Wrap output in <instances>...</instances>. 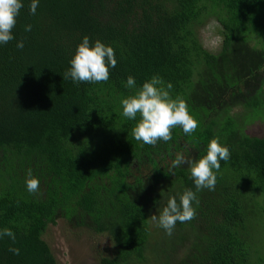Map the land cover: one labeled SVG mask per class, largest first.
<instances>
[{"label": "trees", "instance_id": "trees-1", "mask_svg": "<svg viewBox=\"0 0 264 264\" xmlns=\"http://www.w3.org/2000/svg\"><path fill=\"white\" fill-rule=\"evenodd\" d=\"M29 3L0 46V229L16 236L0 239V264H58L44 236L59 220L111 241L99 264H264L254 242L264 231V135L231 115L241 108L247 124L264 113V0H39L35 15ZM209 22L217 53L199 35ZM85 35L114 49L107 81L63 79ZM129 75L136 88L153 76L171 84L195 132L136 141V121L121 115L135 92ZM213 138L230 152L214 190L196 192L194 218L172 235L156 223L153 232L152 213L196 191L189 166L170 171L169 160L199 159ZM29 170L39 195L25 188Z\"/></svg>", "mask_w": 264, "mask_h": 264}, {"label": "clouds", "instance_id": "clouds-1", "mask_svg": "<svg viewBox=\"0 0 264 264\" xmlns=\"http://www.w3.org/2000/svg\"><path fill=\"white\" fill-rule=\"evenodd\" d=\"M38 5L39 0H30L29 14L35 15ZM23 7L24 0H0V46L15 39L13 29ZM31 28L30 24L25 25L24 31L29 32ZM15 46L22 49L23 40H17ZM116 64L115 52L110 45L100 40L90 42L89 37L85 35L76 46L69 60L70 67L64 72L63 79H70L74 84L104 82L109 79V70L115 68ZM125 86L135 89V92L121 99V115L127 120L136 121L131 130L136 141L154 146L158 142L171 140L173 128L179 127L189 136L197 129L198 122L190 114L186 102L180 98L172 99L169 94L171 84L163 86L158 76L151 77L136 88L135 78L129 75ZM229 157V149L215 138L209 141L206 154L199 159L188 158L184 152L175 153L169 160V170L187 164L196 191L187 189L181 194L170 196L159 214L151 216L156 225L170 236L177 222L192 220L196 214L193 203H198L196 192L202 189L214 190L215 171L220 169V162L227 161ZM24 183L28 193L39 195L40 181L30 170ZM4 237L13 242L16 239L15 233L9 228L0 229V239ZM8 251L13 255L20 254V249L16 247H9Z\"/></svg>", "mask_w": 264, "mask_h": 264}, {"label": "rangeland", "instance_id": "rangeland-1", "mask_svg": "<svg viewBox=\"0 0 264 264\" xmlns=\"http://www.w3.org/2000/svg\"><path fill=\"white\" fill-rule=\"evenodd\" d=\"M214 28L213 22H209L200 30L199 35L205 47L209 51L217 53L221 48V40ZM234 112L231 115L235 116L238 121L241 120L242 124H245H243V127L247 134L253 136L264 135V113L261 120L246 124L244 116L247 112H243L241 108H237ZM154 214L156 213H152V215ZM151 222L153 223L152 231L156 232L155 222L153 220ZM262 233L258 235L259 240L254 242L257 248H262L260 256L264 257L263 230ZM44 240L49 244L58 264H99L100 251L105 253L111 246V241L106 236H97L86 228L69 226L63 220H59L55 226H50Z\"/></svg>", "mask_w": 264, "mask_h": 264}]
</instances>
